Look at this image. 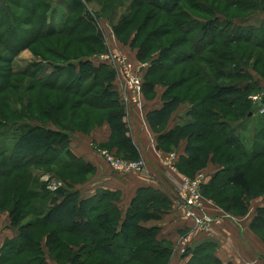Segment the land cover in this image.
<instances>
[{
  "label": "trees",
  "instance_id": "1",
  "mask_svg": "<svg viewBox=\"0 0 264 264\" xmlns=\"http://www.w3.org/2000/svg\"><path fill=\"white\" fill-rule=\"evenodd\" d=\"M21 1L0 0V17L4 15L8 19L11 16L12 22H20L22 26L38 28L35 31L36 35L31 37V39L29 38L30 40L27 39V41L24 40L21 43L19 50L29 49L33 44L43 43L42 41L54 36L63 35L65 38L70 39L69 42L74 41L72 43H78L79 45L91 44L88 49V53L91 56L99 49L103 51L102 45H99L102 37L99 32L97 35L81 37L82 33L88 32V29L92 30V32L95 29L91 27L93 19L90 22L86 14H82L83 11L87 12L86 3L91 0H58V2L65 1L67 4L65 14L61 17V27L57 30L48 29L45 31L43 27L46 24V12L50 9L47 5L49 0H32L30 5L29 3L27 4L29 0H24V3ZM106 1H114L116 3L112 8V17H110V22L112 23L116 18L119 6L124 0ZM205 1L209 0H131L133 6H129L117 24L113 26L116 35L120 36L132 24L135 16L145 11V18L137 25L136 30H133L134 36L132 38L127 36L125 42L129 47L138 50L136 58L139 62L146 61V57L156 46L160 49L164 48L158 58L151 60V64L143 72V79L147 78L146 85L153 87L155 84L160 83L149 80L155 70H160L165 72V74L171 73L175 67H180L183 64H194L206 51H209L210 57L216 56L219 52L216 53V50L220 49V46L226 50L229 48L233 52L241 49V47H238L240 45L264 50V21H262L258 29L254 27L244 28L232 24L236 19L245 18L253 12H264V2L260 0H212L213 8L211 5H207ZM222 4L226 7L225 11L220 12L215 5L220 7ZM147 8L150 10H146ZM16 10L23 11L22 14L25 15V18H20V15H16ZM41 10H44V14L41 19L35 22L34 19ZM128 11H130V15L127 14ZM190 13L198 16L197 18L204 16L207 19H205V23L199 25L201 35L195 40V45L190 46V52H188L178 49L190 42L188 36L193 29L186 28L183 21H180L181 16H191ZM225 13L229 15L225 16ZM240 15L245 16L242 17ZM72 16H75L73 22L71 21ZM194 20L196 18H193V23H195ZM219 22H222L220 27H218ZM3 26V21H0V29ZM148 28V34L143 35ZM12 31L15 32L14 29H11ZM255 31L261 36L254 38L253 32ZM172 33H179L181 37H176L173 42L167 41V44H165L162 40L167 36H171ZM5 36L6 33L2 31L0 33V46H2L4 51L10 50L14 54L13 47L10 45L11 40L9 42L3 41ZM141 38L143 40L139 42ZM219 41L223 42L222 45L218 43ZM231 45L233 47H230ZM45 52L59 56L58 58L56 57L58 60L63 57L61 53L53 52L50 48H47ZM34 53L36 54L37 52ZM227 55L228 52L224 51L219 56H216L218 58L216 59L217 64L214 66L216 67L215 69H213L215 60L211 58L209 61L204 58V62L210 65V69L212 68V71H208L205 76L210 77L212 75L211 81H213L205 100L201 102L205 101L207 104L194 103L191 100L189 102L191 108L188 115L190 120H192L184 126L177 127L167 133L163 142H169L177 133H179L178 139L181 136L186 137V158L178 157L177 169L179 173L191 178L197 173L194 171L202 168L204 163L208 161V155L216 157V154L220 153L218 145L217 147L212 146L213 143L218 142V139H220V142L222 141L223 147L233 149L234 152L231 153H227V149L220 153L219 159L213 158V161L219 163L222 169L211 177L207 185H202L201 194L204 198L212 199L227 212L233 211L236 214H244L248 199L264 193V173H260L257 180L251 181L246 175L248 164L239 161L241 158H246L248 161L254 162L259 158H264V127H261L256 133L258 139L254 141L251 151L247 153L243 151L239 143L235 133L236 129L229 126L227 120L224 119L225 116L221 115L220 111L214 109L218 105L223 106V108L225 107L228 110V115L231 113L238 114V120H242V117H249L252 114L250 110L251 102L249 101L252 90L250 86L242 89L236 84H216V81L221 79L220 74L227 69L226 63L231 62L230 56L227 58ZM168 56L170 57L168 58ZM179 56L181 57L177 58ZM88 58L90 57L78 60L79 63L72 69L71 80L68 79L69 81H65L66 79L60 81L61 73L64 72L62 67H55V75L47 78H38L37 71H23L22 76L26 75L25 77L33 80L30 88H28V93L32 94L37 89H49L56 91L61 96L62 101L60 103L56 105L54 103L47 104L44 114L39 116V118L46 120L45 122L40 123V125L28 124L36 118L30 116V114L28 116L22 115L15 108L9 106L10 110H6L3 114L0 113V142L2 144V147L0 146V182L2 179L9 178L15 170L30 167L31 165L50 166L52 168L48 171L50 176H54L63 182V186L54 192L44 190V186L41 185L42 193L35 192L29 188H27L28 192L24 196L18 192L14 193V204L9 211V218L12 228L16 229L19 234L18 237L3 242L0 248V264H46L44 258L46 255L43 252L42 242L45 243L48 250V257L59 264L169 263L171 256L170 244L156 239L158 235L157 229H147L143 226L144 223L152 219L153 215L148 213L150 209L157 211L159 206H168V204L172 203L167 196L152 189L140 190L129 208L122 212L115 206L119 202V194L117 192L100 190L93 197L80 199L78 194L73 192V187L78 182L71 183L61 178L60 173L70 170V172L75 173H73L74 175L70 173L72 176H87L86 179L79 183L88 179L92 169L70 153L69 139L76 132L87 135L103 122H107L111 128V146H116L117 150L124 153L123 156H118V154L116 156L127 160L138 159L132 148L131 141L126 137V130L122 123L124 116L122 105L118 100V95L112 90L111 80L113 74L105 69L106 67L103 65H93ZM234 59L238 61L234 67L237 68L242 65L239 63L237 56ZM59 61L65 62L64 57L60 58ZM0 63L4 65V68L0 69V81L3 83V86L0 85L1 92L6 88L5 86H7L8 80L13 73L8 59L7 62L4 60L0 61ZM106 74L110 75L109 77L107 76L106 81H100ZM178 81L167 85L168 88L163 97L167 99L166 102L168 104L150 119L153 130L159 120L164 123L174 107L173 104L177 106L186 102L185 100L182 102L178 100L179 94L171 100L169 99V92L182 86L186 79L181 78ZM164 82L161 81V83ZM101 83H103V86L100 89L101 91L97 93L98 91L96 92L95 90ZM28 100L25 101L26 110L33 105L32 101H36L35 97H29ZM69 103L70 105L67 107ZM15 116H20V120H13ZM261 120H264V116L261 117ZM8 121L10 122L8 123ZM13 127L14 133L11 135L12 137H8L7 129L12 130ZM7 140L11 142L10 152L4 149ZM206 143L208 146L204 148L203 146ZM235 152L239 153L235 154ZM8 163L12 164V168H9ZM190 169L194 173L189 174ZM31 174L29 173L27 176L30 177ZM254 183H261L260 192L249 196L247 193H251L249 188ZM218 187L221 189L225 187L239 189L244 192L245 199H236V197L223 198L221 197L223 191H219ZM211 190L213 195L210 196L208 192ZM15 195L17 199H15ZM24 198H26V201L37 198L42 201V207H45L44 202L48 200L50 210L41 216L40 221L28 223L26 227H19V223L27 215L33 214L31 212L33 208H30V211L26 213L20 209ZM3 204H6V202ZM2 205L0 203V208H2ZM37 223L43 225V228L50 226L51 229L48 231L43 229L40 240L33 243L23 231L25 228L32 229V227L37 226ZM253 228L259 233L260 237L264 238V208L257 210L253 220ZM33 245H35L34 247H36L38 253L36 258H24L18 262H11L16 256L30 251L29 247ZM205 258L207 257H202L201 260L190 264L202 263ZM208 260L211 264H219L213 258Z\"/></svg>",
  "mask_w": 264,
  "mask_h": 264
},
{
  "label": "rangeland",
  "instance_id": "2",
  "mask_svg": "<svg viewBox=\"0 0 264 264\" xmlns=\"http://www.w3.org/2000/svg\"><path fill=\"white\" fill-rule=\"evenodd\" d=\"M260 1L264 2V0H260ZM21 2L24 3L25 1L23 0ZM31 2L32 0H29L27 4L29 3L30 5ZM203 2H201V4H203ZM205 2L207 3V5H211V6L213 5L212 0L205 1ZM47 5L50 9H48V11L46 10L47 11L46 12V24L43 27V30L44 31L48 29L57 30L58 28L61 27V22H60L61 17L64 16L65 14V10H66L65 7L67 4L65 1L58 2V0H49ZM115 5L116 3H114V1L109 2L106 0H91L89 3H86L87 12L83 11L82 14H86L88 21L93 19L91 27H94L95 29L93 30V32L92 30L88 29V32H86L85 34L82 33L81 37L97 35L98 32L102 36L101 37L102 44L99 43V45H102L103 51L99 49L95 51L94 52L95 54H93L92 56L89 55L88 53V49L91 46V44L87 43V44L79 45L78 43H72L74 41L69 42L70 39L65 38L63 35L54 36L48 40L42 41L43 43L39 42V43L33 44V46H31L29 49L19 50L22 45L21 43H23L24 40L27 41V39L29 38L31 39V37L36 35L35 31H37L38 28L32 27V26H22L20 22H17V23L12 22L11 16L8 17V19H6L4 15L3 17L1 16L0 21H3L4 26L0 29V33L2 31L6 33V36L3 38V41L9 42L11 40L10 45L13 47V50H14L13 52L15 53L12 54L10 50L4 51L2 49V46H0V61L6 60L7 62V59H8L10 69L13 73V75L8 80L9 82L7 86H5L6 88L0 92V113L3 114L6 110H8L9 109L8 106L13 107L22 115L24 114L28 116V114H30V116H33V118H36L28 124L40 125V123H43L46 121L43 118H39V116L44 114L47 104L50 105L51 103H54V105H56L62 101L60 94H58L56 91H52L49 89H37L32 94L28 93L29 92L28 88H30V84H32L33 80L30 79L29 77H25L26 76L25 74H24L25 76H22L23 71H28V70L37 71L38 78H41V77L47 78L48 76L55 75L56 73L55 67H62L64 72L61 73L60 81H64V79H66L65 81H69L71 80L70 76L72 75V69L75 68L79 63L78 60L89 56L90 58H88V60L93 65H98L96 63L97 62L96 57L100 54H104L107 52H114L117 54H123L125 56L127 55L128 57H130L129 61L131 63L136 62L140 64H146L145 69L148 68L151 62L153 61V59H157L162 49L164 48L160 49L158 48V46H156L154 50H152L148 54V56L146 57V61L139 62L136 58L138 50L136 48L129 47L128 44L125 42L126 41L125 38L127 36H129L130 38L134 36L133 30H136L135 28L137 27V25L143 21V19L145 18L146 12L143 11L139 15H136L135 18L133 19L132 24L129 27H127V29L124 32H122L120 36H117L113 26L116 25L120 17H122L125 14L126 9L129 6H133V4L131 0H124L121 3V6H119L118 8L115 20L111 23L110 17H112V14H111L113 10L112 8ZM215 7L220 12H222V11H225L226 6L222 4L220 7H218L217 5H215ZM148 9L149 8H147L146 10ZM44 10H41L39 15L34 19L35 22L38 19H41L42 15L44 14ZM22 13L23 11L20 12L18 10H16L15 12L16 15L21 16L20 18H25V15H23ZM127 14L130 15V11H128ZM190 15L191 16H186V17L181 16L180 17L181 19L179 18L180 21H183L186 28H189L191 30L193 29L192 33L188 36V39L190 42L186 44L185 46H183L182 48L180 47L178 49L181 51L190 52V48H191L190 46H192L193 44L195 45L196 43L195 40H197L201 35L199 31V25L201 23H205L204 21L205 19H207L204 16H200L199 18H197L198 16L196 15H192L191 13ZM224 15L228 16L229 14L225 13ZM240 16L244 17L245 15L244 16L240 15ZM72 17L73 18H71V21L73 22L75 16H72ZM193 18L194 19L196 18V20H194L195 23L192 22ZM262 21H264V12L258 11V12L251 13L245 18L236 19L234 23L232 24L234 26H240L244 28L254 27L258 29ZM218 24H219L218 27H220L222 25V22H219ZM222 28H219V29H222ZM11 29H14L15 32L13 31L11 32ZM148 32H149V28L143 33V35L148 34ZM258 34L259 33L257 31L253 32V37L254 38L260 37L261 35H258ZM176 37H181V36L179 35V33H172L171 36L165 37L162 41L165 44H167V41L173 42V39H175ZM142 40L143 38H141L139 42ZM218 43L222 45L223 42L219 41ZM230 47H233V46L231 45ZM238 47H241V49H237V50L234 49L235 50L234 52L229 48L228 50H226L224 49V47L222 48V46H220V49L216 50V53L219 51L216 56H219L224 51H227L228 55L226 57L228 58L230 56L229 59L231 58V62L226 63L227 64L226 71L220 74L221 79L216 81V84H219V85H228V84L235 85L236 84L242 89L247 86H250L252 90L250 92L249 101L251 102L250 110L252 114L249 117H242L243 118L242 120H238L237 118L238 114L231 113L228 115V112H227L228 110H226L225 107L223 108V106L218 105L214 107V109L217 111H220L221 115L225 116V118L224 117L223 118L227 120V122L229 123V126L236 129L235 133L239 139V143L242 146L243 151H246L247 153H249L251 151V147L254 141L258 139V137L256 136L257 135L256 133L259 131V129H261V127H264V120H261V117L264 116V104H261L262 97H264V50L258 49L255 47L251 48V47L244 46V45H240ZM47 48H50L53 52L61 53L62 56L64 57L65 62L59 61L60 58H63V57H60L58 60L57 58L59 56H54V55L46 53L45 51ZM123 50H126L125 52L127 54H124L125 52ZM34 52H37V53L35 54ZM204 53L205 54H202L203 56L197 59L194 64H183L180 67H175L172 69L171 73L165 74V72H161L160 70L158 71L154 69L155 71L149 77V80L158 81L160 83H157V84H161L162 86H165L168 88L167 85H171L173 84V82L177 83L179 82L178 81L179 79L185 78L186 81L184 84H182V86H179L178 89L169 92V99L171 100L173 97L179 94V96L177 97L178 100H180L181 102L183 100L186 101L184 103L180 102L181 104H183V106L184 104L189 105L190 104L189 102L191 100L194 103H201L203 100H205V97L207 93L209 92V89H211V85L213 84V81H211L212 75H210V77L205 76L208 71H212L211 70L212 68L210 69L209 68L210 65L204 62V58L209 61L211 60V58H213V60H215V64L213 65V67L216 66L217 64L216 59L218 58L216 56L210 57L211 55L209 56L208 54L209 51H206ZM235 56L239 58V63L242 64L241 66H238L237 68L234 67L236 63H238L237 59H234ZM169 57L170 56H168V58ZM180 57L181 56L177 58H180ZM223 59H226V58H223ZM0 67H1L0 69H3L4 65L0 63ZM215 68L216 67H214L213 69ZM105 69H107L113 74V77L111 76L112 77V80H111L112 90L117 95V82L118 81H117L116 73L114 71H111L107 67ZM238 69L239 71H237ZM18 74H21V75H18ZM107 76L109 77L110 75H107V74L104 75V77L100 81H106ZM142 81L146 84L147 78L143 79V73H142ZM161 81H165V82L161 83ZM2 84H3L2 81H0V85ZM102 86H103V83H101V85L97 87L95 91L96 92L98 91L97 93H99L101 91L100 89L102 88ZM29 97H35L36 101H32L33 105L30 106L29 109L26 110L25 101L28 100ZM252 98H255V100ZM165 100L167 99L165 98ZM201 104H207V102L204 101ZM69 105L70 103L67 104V107ZM173 105L174 107L176 106L175 104ZM178 106L180 107V104ZM174 107L171 110H173ZM189 107L191 108V106ZM169 108L168 110L170 111ZM122 109L124 113L125 110L123 106H122ZM93 114H97V113H93ZM17 119L20 120V116L18 117L15 116L13 120H17ZM9 122L10 121H8V123ZM163 125L164 123H162L161 120H159V123H157L154 127L155 132H160L163 129ZM182 126H184V124ZM13 131H14V127L12 128V130L7 129L6 133L7 135H9L8 137H12L11 135L14 133ZM176 135L173 138H171L169 142H167L170 144V147H171L170 148L169 145H167V147H169L167 149L168 152H176V149L178 151V142L180 140L186 139V137L184 136H181V138L178 139L179 133H177ZM10 140L6 141L7 142L5 144L6 147L4 148L9 152L11 150ZM219 140L220 139H218V142H216L215 144L213 143L212 146L217 147L218 145L220 153H222L227 148L223 147L222 141L220 142ZM260 145L262 144L260 143ZM0 146L2 147L1 142H0ZM205 146H208V144L206 143L203 147L206 148ZM106 149L111 154H113L115 157H117L116 154H118V156L124 155L119 150H114L113 148L110 149L109 147ZM227 150H228L227 153L234 152V150L231 148ZM220 153L216 154L217 155L216 157L215 156L212 157V155H208L207 156L208 161L207 162L205 161L206 163H204V166L194 172L204 173L205 171L204 169H207L209 165L210 166L218 165V168L220 167L222 169L219 163H216L213 161V158L219 159L218 156ZM237 153L239 152H235V154ZM33 162H36V161H33ZM239 162L248 164V167L246 168V175L251 179V181L257 180L259 177L258 175L260 173H264V158H259L258 160L254 162L248 161L246 158L244 159L241 158ZM8 165L10 166L9 168H12V164L8 163ZM51 169L52 168H50V166L44 167V166L31 165L30 167L22 168L17 171L15 170L9 178L5 180L2 179V181L0 182V203L2 205V203L6 202V204L2 205L3 209L0 208V211L9 214V211L12 209L13 204H14L13 195L15 192H18L19 194L24 196L28 192L27 188L35 192L42 193L41 185L44 186L43 187L44 190L49 191V192H54L58 188L62 187L63 186L62 181L56 179L54 176L52 177L50 176V173L48 171ZM194 172L191 171L190 169L189 174L194 173ZM29 173H32L30 177L27 176ZM70 173L73 174L74 172H70L69 170L68 172L60 173L61 178L64 180L66 179L67 181L71 183H77V182L79 183L83 181L84 179H86L87 177V176L75 177V176L70 175ZM260 188H261V183L251 184L249 188L251 193L250 194L247 193V195L252 196L251 194H256L260 192ZM218 190L223 191L221 193L222 194L221 197L223 198L224 197H236V199H245L244 194H243L244 192L240 191L239 189H235L233 187H231L230 189L228 187L221 189L220 187H218ZM208 195L210 196L213 195L212 190L208 192ZM15 199H17L16 195H15ZM216 200L221 201L220 199H216ZM41 204H43L42 201L38 200L37 198L33 200L30 199L27 201H26V198H24L23 203H21V206H20L21 207L20 209L22 210V212L26 213L30 211V208H33L34 210L32 209L31 212H33V214L27 215V217L23 221H21L18 226L26 227V224L28 223H34V221H37V222L40 221L41 216L45 215L46 212L50 210L48 206L49 205L48 200L44 202L45 207H42ZM51 221L53 222V220ZM43 229L48 231L49 229H51V227L46 226L45 228H43V225L41 224L39 225L37 223V226L32 227V229L25 228L23 232L24 234L28 235L30 241L32 240L34 243L35 241L40 240ZM79 240L80 242H82L81 239ZM34 246L35 245L29 247L30 251L25 252L23 255L16 256L15 258H13L11 262L13 261L18 262L20 260H23L24 258H36L38 253H37L36 247Z\"/></svg>",
  "mask_w": 264,
  "mask_h": 264
},
{
  "label": "crops",
  "instance_id": "3",
  "mask_svg": "<svg viewBox=\"0 0 264 264\" xmlns=\"http://www.w3.org/2000/svg\"><path fill=\"white\" fill-rule=\"evenodd\" d=\"M126 57L130 58L127 55ZM143 89V106L131 108L128 115L124 114L122 123L136 156L147 162V173L123 175L107 167L96 150L108 147L117 150L116 146H111L112 132L107 122L95 127L87 135L73 133L68 145L70 153L92 169L87 180L73 187V192H76L80 199L93 197L100 190L117 192L119 202L115 206L122 212L129 208L138 191L144 189L163 193L171 200L172 189L164 178L165 169L161 163L170 144L163 140L167 133L190 121V104H180V107L177 105L164 121L163 129L155 132L150 119L168 104L163 97L167 87L161 84L151 87L143 82ZM186 147V139L178 142L176 152L179 156L186 158ZM204 170L205 186L221 168H218V165H209ZM260 208H264V193L246 202L244 214L227 212L212 199L205 197L203 213L216 220L208 231L195 229L193 222L185 218L183 212L173 203L159 206L157 211L150 209L148 213L153 215L152 219L143 226L147 229H157L156 239L170 244L171 256L168 264H190L201 260L202 257L207 258L198 264H211L209 258L219 264H264V238L253 228V220ZM18 234L11 226L9 214L0 211V248L5 240H12L18 237ZM184 239H187V243L182 253L179 244ZM41 245L46 255V264H59L48 257L45 243L42 242Z\"/></svg>",
  "mask_w": 264,
  "mask_h": 264
},
{
  "label": "built area",
  "instance_id": "4",
  "mask_svg": "<svg viewBox=\"0 0 264 264\" xmlns=\"http://www.w3.org/2000/svg\"><path fill=\"white\" fill-rule=\"evenodd\" d=\"M96 61L98 65H103L116 73L118 100L125 110V115H128L130 108H141L143 106L142 73L146 64L131 63L126 56L114 52L100 54L96 57ZM96 150L107 167L115 173L123 175L147 173L148 165L142 158L127 160L115 157L106 149ZM178 157L177 152H168L161 160L165 169L164 178L172 189L171 201L183 212L185 218L193 222L195 229L208 231L216 220L203 213L204 198L201 187L206 177L203 173H196L192 178L179 173ZM186 243L187 239L180 241L179 248L182 253L185 251Z\"/></svg>",
  "mask_w": 264,
  "mask_h": 264
},
{
  "label": "water",
  "instance_id": "5",
  "mask_svg": "<svg viewBox=\"0 0 264 264\" xmlns=\"http://www.w3.org/2000/svg\"><path fill=\"white\" fill-rule=\"evenodd\" d=\"M262 104H264V97H262Z\"/></svg>",
  "mask_w": 264,
  "mask_h": 264
}]
</instances>
